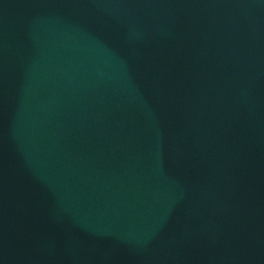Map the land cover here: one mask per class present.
Listing matches in <instances>:
<instances>
[{
	"label": "water",
	"instance_id": "95a60500",
	"mask_svg": "<svg viewBox=\"0 0 264 264\" xmlns=\"http://www.w3.org/2000/svg\"><path fill=\"white\" fill-rule=\"evenodd\" d=\"M0 264H264V0H0Z\"/></svg>",
	"mask_w": 264,
	"mask_h": 264
}]
</instances>
